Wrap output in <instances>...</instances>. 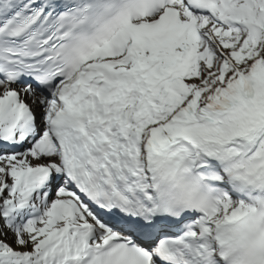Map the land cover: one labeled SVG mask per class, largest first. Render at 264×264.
<instances>
[{"label": "snow or ice", "instance_id": "6c2138e0", "mask_svg": "<svg viewBox=\"0 0 264 264\" xmlns=\"http://www.w3.org/2000/svg\"><path fill=\"white\" fill-rule=\"evenodd\" d=\"M0 264H264V0H0Z\"/></svg>", "mask_w": 264, "mask_h": 264}]
</instances>
